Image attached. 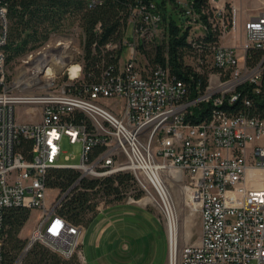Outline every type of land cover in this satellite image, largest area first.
<instances>
[{
	"label": "built area",
	"instance_id": "obj_1",
	"mask_svg": "<svg viewBox=\"0 0 264 264\" xmlns=\"http://www.w3.org/2000/svg\"><path fill=\"white\" fill-rule=\"evenodd\" d=\"M185 1L190 32H215L217 39L206 83L191 98L167 70L140 64L137 44L160 32L153 3L130 8L132 41L107 43L104 50L120 51L117 62L102 63L97 77L86 81L81 44L79 50L66 35L52 34L11 67L3 50L7 7L0 0V264L4 213L17 206L40 214L13 264L36 243L85 262L83 225L57 213L68 192L47 186L52 168L75 169L80 179L130 172L143 196L126 202L150 205L164 217L167 264H264V7L242 20L231 3L206 0L208 7L197 12ZM238 32V45L221 43ZM194 108L208 113L187 120ZM63 138L80 144L77 164L62 163ZM173 183L201 222L198 240L179 249ZM49 191L57 192L51 200Z\"/></svg>",
	"mask_w": 264,
	"mask_h": 264
},
{
	"label": "trees",
	"instance_id": "obj_2",
	"mask_svg": "<svg viewBox=\"0 0 264 264\" xmlns=\"http://www.w3.org/2000/svg\"><path fill=\"white\" fill-rule=\"evenodd\" d=\"M175 0H5L8 34L3 47L6 61L16 65L19 58L43 44L52 34L67 35L77 28L83 50V73L86 81L94 80L102 63H116L120 51L104 50L107 43L122 42L130 25V8L135 4L155 5L161 15L162 39L150 51L137 44L149 67L160 66L170 77L185 83L188 97L195 96L206 83L211 44L215 32H190L181 12L168 11L166 5ZM195 11L208 7L206 0H191ZM202 18L205 16L202 14ZM206 19V18H205ZM155 38V37H154ZM153 39V38H152ZM152 39H149L152 42ZM191 56V65L186 58ZM263 110V108H261ZM260 110V112H261ZM208 113L194 108L187 120L197 121ZM130 172H119L102 178H81L71 168H52L47 173V186L68 192L60 201L57 213L73 224H86L100 204L123 202L130 196L139 199L143 193ZM133 191V192H131ZM31 209L9 207L4 213V263L13 264L23 250L25 240L20 232L27 223ZM76 257L63 259L50 249L33 244L21 264H78Z\"/></svg>",
	"mask_w": 264,
	"mask_h": 264
},
{
	"label": "rangeland",
	"instance_id": "obj_3",
	"mask_svg": "<svg viewBox=\"0 0 264 264\" xmlns=\"http://www.w3.org/2000/svg\"><path fill=\"white\" fill-rule=\"evenodd\" d=\"M225 1L234 2L240 7H241V4H244L245 6H243V9L245 8L246 16L250 14H256L261 10V9L259 10V8H256V9L254 8L253 3L256 0H225ZM185 2H186L185 0H181L177 6L168 4L166 5L167 10L172 11L174 13L177 11L182 13L181 8L183 7V4ZM131 34H132L131 27L129 26V28L127 29L126 35H125V39H124L125 45H126V42L132 41ZM66 37H72L73 41L75 42V45L80 50V47H79L80 38L78 36V32L76 31L70 32L66 35ZM238 37H239L238 34L228 33L221 38V43L226 46H235L233 42ZM159 39H162L160 32L157 34V36H155V38L152 39V42L147 40V42L144 45L145 49L150 51L151 48L154 47V43L160 41ZM123 49H124L123 51H126V46H124ZM79 55L76 54L75 56V59L77 61H79ZM142 55L143 54L139 53V60H140V64L144 65L145 62H147V60ZM186 63L188 65H191V56L186 58ZM14 66L15 64H13L11 67H14ZM71 74H75V69L73 70V68H71ZM23 120L36 121L37 118L31 119L29 117H25L23 118ZM61 146H62L61 148L62 149V154H61L62 163L66 165L77 164L79 162V153L81 150L80 144L78 143L70 144L66 138H63ZM65 157H68V159L66 160ZM169 190L172 195L175 208H176V212H177V216H178V220H179V229H178L179 231L178 249H179V248H182L185 244L193 243L197 240L200 234V225H201L200 215L198 212L191 211V209L188 207L186 196L184 192L182 191L181 185L179 183L170 184ZM56 193L57 192L49 191L48 192L50 196L49 200H51L53 196H55ZM126 212L129 214L125 216V221L132 227L134 231H137L143 234L144 241L149 240L150 237L155 239L156 249L160 257L159 259L163 260L166 254V264H167V252H166L167 239L165 240L166 222L164 220V217L159 213V211L156 208L150 205L145 206V208L138 207L134 204L127 205ZM39 214H40L39 210L31 209L30 217L20 232V237L25 240V246L28 244L31 231L33 230V228L35 227L38 221ZM38 244L43 247H46L41 243H38ZM97 244L98 242H96V236L93 232V229L89 226V229L87 230V233L81 245L82 253L86 259V262H88L89 264H91L90 258L93 253V249L94 247L96 248ZM21 253L22 251L17 255L16 258H18L21 255ZM76 262L78 264H86L82 261V259L79 256L76 257Z\"/></svg>",
	"mask_w": 264,
	"mask_h": 264
},
{
	"label": "crops",
	"instance_id": "obj_4",
	"mask_svg": "<svg viewBox=\"0 0 264 264\" xmlns=\"http://www.w3.org/2000/svg\"><path fill=\"white\" fill-rule=\"evenodd\" d=\"M219 2L226 5L230 3L233 4L240 10L239 16L242 20L247 19L251 15H254H245V8L243 9V6H245L244 4H241L240 7L234 2H227L225 0H219ZM253 6L255 9L259 8L260 10L262 7H264V0H256L253 3ZM236 34H238L239 37L233 42L235 46L239 44V41L243 37L239 32ZM127 205L133 204L126 202V200L120 203L115 202L100 204L97 207L96 213L92 216L91 220L84 224V234L82 237L81 245L87 233V230L89 229V226L93 229V232L96 236V242H98L96 248L94 247L93 249L90 263L166 264V254L163 260L159 259L160 257L156 249L155 239L150 237L149 240L144 241L143 234L134 231L132 227L125 221V216L129 214L126 212ZM134 205L145 208V206L139 204ZM84 261V263L89 264L88 262H86L85 257Z\"/></svg>",
	"mask_w": 264,
	"mask_h": 264
},
{
	"label": "bare ground",
	"instance_id": "obj_5",
	"mask_svg": "<svg viewBox=\"0 0 264 264\" xmlns=\"http://www.w3.org/2000/svg\"><path fill=\"white\" fill-rule=\"evenodd\" d=\"M75 68H73V70H74Z\"/></svg>",
	"mask_w": 264,
	"mask_h": 264
}]
</instances>
